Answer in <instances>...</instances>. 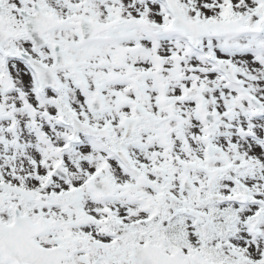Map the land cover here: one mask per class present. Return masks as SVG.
I'll return each instance as SVG.
<instances>
[{"label":"snow or ice","instance_id":"snow-or-ice-1","mask_svg":"<svg viewBox=\"0 0 264 264\" xmlns=\"http://www.w3.org/2000/svg\"><path fill=\"white\" fill-rule=\"evenodd\" d=\"M0 264H264V0H0Z\"/></svg>","mask_w":264,"mask_h":264}]
</instances>
